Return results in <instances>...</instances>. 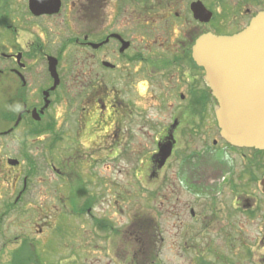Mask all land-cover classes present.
<instances>
[{
	"label": "flooded vegetation",
	"instance_id": "af4514ba",
	"mask_svg": "<svg viewBox=\"0 0 264 264\" xmlns=\"http://www.w3.org/2000/svg\"><path fill=\"white\" fill-rule=\"evenodd\" d=\"M30 1L16 17L12 0H0V264H81L94 253L120 264L124 244L134 248L129 264H165V250L181 264H242L254 252L264 264V149L222 139L191 55L204 33L242 31L264 0H39L55 6L37 13ZM193 3L209 19L195 18ZM115 68L120 84L110 86ZM124 93L159 101L166 115L136 110ZM202 123L203 141L194 133L189 150V128ZM141 135L145 144L126 148ZM147 148L138 178L176 161L169 182L182 188L124 189L120 173L112 187L109 160ZM251 221L259 236L237 237Z\"/></svg>",
	"mask_w": 264,
	"mask_h": 264
},
{
	"label": "water",
	"instance_id": "95a60500",
	"mask_svg": "<svg viewBox=\"0 0 264 264\" xmlns=\"http://www.w3.org/2000/svg\"><path fill=\"white\" fill-rule=\"evenodd\" d=\"M43 6L55 5L30 1L35 13ZM191 9L195 18L209 19L200 3H193ZM192 57L204 68V81L216 98L214 111L221 136L238 147L264 148V12L233 35L199 36L192 45ZM49 60L55 87L56 59Z\"/></svg>",
	"mask_w": 264,
	"mask_h": 264
},
{
	"label": "rangeland",
	"instance_id": "374dc122",
	"mask_svg": "<svg viewBox=\"0 0 264 264\" xmlns=\"http://www.w3.org/2000/svg\"><path fill=\"white\" fill-rule=\"evenodd\" d=\"M12 5H13V9H14V15L16 17H19L21 11L23 12V8L21 10V7H22V0H12ZM22 14V13H21ZM59 39V35L56 36V42L58 41ZM20 40H21V37H20ZM136 43V42H135ZM139 44H144L143 42L139 43ZM141 52H143V54L145 56H147V52L145 50H142ZM76 55H80L81 53H74ZM37 58L39 60H41L39 58V56H37ZM116 57L114 56V54H110L109 55V58L108 60L112 63H116ZM108 77H109V82H110V86L111 85H116L118 86L120 84V68H115V69H109V73H108ZM14 88V87H13ZM142 93H143V90H142ZM123 97H131L132 100H133V103L135 105H138L136 106V110L138 109H141V110H145V111H148V113H157L158 115H166V113L161 110L159 108V106L157 105L159 101H151V102H145V99L146 98H142V97H136V96H131V95H128L126 93H124L122 95ZM173 102H177L176 100H173ZM209 103V102H208ZM13 110L17 111V108H19V105L17 104V102H13ZM174 109L176 106H174ZM209 107L210 108H213L212 107V104L209 103ZM2 108V107H0ZM192 120V119H191ZM207 122L208 124L210 125V137L208 138V141L211 140L212 137H216V130H215V123H214V120H213V116H209V118L207 119ZM190 125H192V122L190 121L189 122ZM189 125V126H190ZM203 125L204 123H202V126L201 128H199L198 130H192L194 126H190L189 128V135L187 138H189V142H188V149L190 150V142L192 139L194 140H197V136L194 137V133H196V135L198 136H201L203 133H206L207 131V128L204 127L203 128ZM208 136V135H207ZM16 138H14V141H13V154L16 153L17 148H18V141L17 139L15 140ZM140 140L141 144H145V139L144 137L141 135L140 136V139H135L134 142L129 145L126 146L129 147V146H132L133 144L134 145H138V141ZM200 141H203V138L201 136V139H199ZM121 146L120 145V149H121ZM147 149H141V150H138V154H132V155H129L127 152L130 150H127L126 152L124 151V155L120 153V159H116L115 161H112V160H109V177L111 179L110 181V184L111 183H115V185H112V187L116 188L117 187V174L120 173V188H124V189H132V190H135L136 188H151L153 187L154 189L156 190H164V189H169V188H173V189H180L182 188L181 187V184L178 183L177 179H174L175 180V184H172L170 185V180L172 179V177H174V173L178 171V164L176 163V161H173L171 162L170 164H167V167L164 168L161 172H160V176L158 178H149L147 177V181L144 182L143 180H141L140 178H138V174H139V171L141 172H144L145 171V168L147 166V164L145 163V161L143 160V151H147ZM135 172V173H134ZM258 182H254L252 184V187H251V194H257V191H258V187L255 186ZM254 185V186H253ZM258 185V184H257ZM161 199V198H160ZM163 199V198H162ZM257 203L260 206L261 204V200L258 199L257 200ZM164 208V206H162ZM158 211V210H157ZM260 215H262V210L259 212ZM240 213L239 211H237V218H239ZM252 221H254L252 219ZM252 221L246 226V227H237L236 228V233H237V237H249L247 238L248 240L250 238H254L256 239V237L259 236V228L257 227V224L256 225H253ZM256 221V219H255ZM161 222H165V220H161ZM249 241H253V240H249ZM256 247L254 246V249ZM134 248L132 247L131 244L127 245V244H124V247L121 246L120 247V264H129L130 261V253L132 252ZM96 255V253H94V255H89L87 257V260H78V262H80L81 264H89L90 262H92V264H105L106 261H96L95 259H93V257ZM126 256V257H124ZM258 256V253L254 252L253 255H252V258H247V263L245 261V258L243 257L242 258V264H262L260 261H259V257ZM165 261V264H181V262L183 260H181L179 257H177L175 255V251L174 250H165L163 252V256H161V259L160 261ZM141 261H139V264H140Z\"/></svg>",
	"mask_w": 264,
	"mask_h": 264
}]
</instances>
